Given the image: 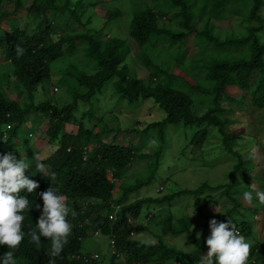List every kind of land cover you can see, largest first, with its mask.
I'll return each instance as SVG.
<instances>
[{
    "label": "trees",
    "instance_id": "trees-1",
    "mask_svg": "<svg viewBox=\"0 0 264 264\" xmlns=\"http://www.w3.org/2000/svg\"><path fill=\"white\" fill-rule=\"evenodd\" d=\"M80 0H30L27 13L34 19L40 20L33 31L27 27H20L15 22L10 23L7 30L0 25V53L2 60L11 65L7 74L0 71V157L12 153L17 159L27 157L29 168L25 169V176L36 181L39 187L33 193L22 189L13 194L18 198L26 196L29 208L22 213L25 220L22 224L24 239L19 249L15 251L16 264H200L203 255L208 252L206 245L208 233L203 237L196 236L191 230V220L188 216L174 217L171 213L163 219L162 233L155 242L144 243L145 240L135 239V233L147 230L146 221L153 216L150 210L154 204L171 206V202L185 195H199L205 189H225L222 194L235 204L227 209L223 215L216 214L218 222L231 221L236 229L250 236L251 225L244 219L236 220L234 215L240 213L242 205L233 194L242 193V182L245 175L250 174L252 159L242 160L240 153L231 140L238 138L237 133L225 132L228 124L230 109L223 103L231 104L235 101L228 87H236L246 93L249 107L260 110L264 108V42L260 41L257 31L263 29L264 18L259 11L264 0H150L139 10L133 11L129 22L128 34L140 46L147 49L160 47L183 68L182 74L170 75L149 59L147 52H142L140 58L148 68L147 80L127 71L123 64L129 54V47L116 37H104L101 32H90L83 24L84 31L70 27L67 21L61 26L52 21L50 13L67 12L79 23V10L76 3ZM84 1V0H81ZM112 2L114 0H107ZM13 2L11 13H0V22L14 15L17 10L24 8L22 0H0V9L4 3ZM247 6V11L241 9ZM166 10H173L167 19L175 26L169 28L164 25ZM108 15V20L115 14ZM223 13H231L251 20L257 25H249L245 35H227L223 38L212 33L210 19H218ZM4 20V21H5ZM3 21V22H4ZM198 24V26H197ZM45 25L44 28H41ZM106 26V21L103 23ZM52 34H58L51 39ZM193 34L192 43L196 45L198 55L185 57L183 47L187 38ZM50 35V37H49ZM19 44L26 49L25 55L17 59L15 48ZM163 45V46H161ZM83 51L84 55L93 62V73L71 66L63 70L64 77L59 79L69 91H72V79L86 89L84 93L72 92V101L59 105L46 98L36 102L34 92L38 85L43 84L51 76V63L65 56H73ZM187 66H186V65ZM71 65V64H70ZM196 69V72H195ZM114 79V80H113ZM112 81L113 92L120 100L136 102L139 99H153L154 103L165 112L163 119L149 123L142 131H155L156 143L151 153H140L132 144L120 145L105 142L104 132H93L88 129L82 119L75 115L77 101H88L100 93L105 84ZM8 92L15 89L22 96V100L10 97ZM198 93L199 97H196ZM200 100L203 106L201 113L193 111V103ZM239 102V101H238ZM92 108V107H91ZM42 112L48 118V125L42 136L52 150L44 159L36 156L38 150L31 145L30 135H25L21 144H17L21 129L24 128L30 113ZM89 115H93L92 112ZM77 122L76 133L64 130L65 124ZM38 122L33 123L36 128ZM168 124L194 126L195 131L187 140L185 146L200 149L205 142L208 129L212 126L221 136L222 149L233 155L236 162L228 173L229 182L219 185L202 183L195 189L180 188L161 197H143L127 202V197L151 183L157 172L162 151L165 144V128ZM35 130V129H34ZM102 130V129H101ZM41 135V134H40ZM20 145L25 147L26 153L21 152ZM137 158L148 159L144 168V177L126 183V172L130 164ZM42 162L47 165L45 174L37 172L36 164ZM55 173L53 177L51 173ZM120 180L119 193L113 196L116 181ZM243 180L242 182H240ZM264 185V173H263ZM54 187L57 194L70 201L67 220L71 225L68 243L58 257H52L51 242L41 237L39 244L32 242L28 234L37 228V222L42 215L43 200L40 193ZM163 190V186H160ZM202 201L204 200L201 199ZM39 205V209L35 207ZM173 205V204H172ZM146 208L142 223H136L143 209ZM169 212V210L167 211ZM150 217L146 219V217ZM133 221L128 222V218ZM209 225L208 216H205ZM142 224V225H138ZM108 238V244L113 241L115 252L108 257L82 251V240L88 234H97ZM184 237L191 244L189 251L168 246L163 236ZM8 249L0 245V258ZM88 257L85 261L82 256ZM122 260V261H121ZM215 261V257L213 258ZM249 264H264V249L260 245H252L248 257ZM2 264V259H0Z\"/></svg>",
    "mask_w": 264,
    "mask_h": 264
},
{
    "label": "rangeland",
    "instance_id": "rangeland-1",
    "mask_svg": "<svg viewBox=\"0 0 264 264\" xmlns=\"http://www.w3.org/2000/svg\"><path fill=\"white\" fill-rule=\"evenodd\" d=\"M22 1L24 8L17 10L14 15L8 17L6 20H1L0 25L4 30H7L10 26L9 24L12 22H15L20 27H27L28 32L33 31L39 24L40 20L34 19L27 13V6L30 0ZM146 2L150 3V0H114L112 2H108L107 0H80L76 3L77 8L83 11L79 15L81 20L79 23L75 22L74 17L68 16L67 12L59 14L51 12L50 17H52L54 23L61 26L60 28H64L62 25L68 21L70 27L81 31L85 30L81 25L83 24L90 32L98 31L101 32L103 37L105 35V37H116L123 40L130 51L123 64L126 65L128 72L134 73L144 80H147L148 68L140 58L142 52H147L152 63L166 70L168 74L182 75L186 80H190L187 75H183L181 72L185 67L183 66L182 68L180 66L179 68L175 59L168 53L167 47H165L164 52L158 50L163 49V47L156 46L154 48L148 47L147 49L146 46L138 45L129 36L128 27L132 12L146 5ZM13 8V2L4 3L0 9V13L2 11L11 13ZM241 9L247 11L249 7L242 6ZM109 11L110 13L113 11L112 14L115 15L108 20ZM172 13L173 10H166L163 20L164 25L169 28L175 26L171 21L167 20ZM259 13L264 18V5ZM105 21L106 26L103 25ZM210 22L213 25L212 33L221 38L227 35H245L247 33L246 28L249 25H257V23L251 20L231 13H223L217 20L210 19ZM44 27L45 25L41 26V28ZM257 35L260 41L264 42V27L257 31ZM57 36L58 34H52L51 37L49 35L51 39ZM192 37L193 34L187 38L186 44L183 47L186 53L185 57L187 58L199 54L196 45L192 43ZM93 63L94 61L90 62V59L84 55L83 51L54 61L51 63L50 78L37 86L34 92V100L39 102L50 98L53 103H58L59 105L71 102L73 91L84 93L86 89L80 87L72 79L71 85L74 87H72L73 89L70 92L63 83L59 82V79L64 77L63 70L70 66L69 69L71 71V66L73 65L78 69L93 73ZM10 70L11 65L2 60L0 53V71L5 75ZM2 87L11 98L14 97L15 99L22 100V96L16 89L8 92L5 84ZM227 90L232 94L235 101L231 104L223 103V106L229 107V118L231 119V123L228 124L225 132L237 133L239 135L235 140H231L236 144L234 149L240 153L242 160L252 159L253 163L250 174L245 175L244 181H240H243V184H241L243 187L242 193L233 194L242 205L241 208H238L240 213L235 214L234 218L238 221L244 219L246 223L250 224L251 233L249 237H246L239 229L236 230L245 238V242L250 244V247L254 244L260 245L264 249V205H261L256 197V191H264L262 180L264 173V108L256 110L249 107L246 93L236 87H228ZM113 91L112 81H110L105 84L100 93L91 98L92 104L88 101L78 100L77 107L74 109L75 115L79 119H82L84 125L93 132H97V130L104 132L102 138L105 142L118 143L120 145L132 144L138 148L140 153H151L154 150L153 144L156 143V137L154 136L156 132L150 130L144 133L142 130L149 123L163 119L165 112L151 98L128 102L120 100L118 95L114 94ZM196 97H199L198 93ZM192 109L197 114L201 113L203 106L199 99L193 103ZM90 112L93 115H89ZM34 121L38 122L36 128H33ZM48 121L47 116L42 112L30 113L17 140V144L19 142L21 144L23 137L25 138V135H30L31 145L39 151L37 157L40 159H44L52 150L45 137L42 136L47 128ZM64 130L69 133H76L77 122L65 124ZM194 131V126H183L182 124H168L166 126V140L154 179L150 184L130 194L127 197V202L148 196L161 197L180 188L195 189L202 183L215 186L229 182L228 173L236 162V158L222 149L221 136L214 127L211 126L208 129V135L201 150L192 146H185V150H182V147ZM20 148L22 153L27 152L25 147L20 145ZM147 162H149L148 159L138 160L135 158L130 164L125 177H122V179L125 178L126 180L125 184L134 182V179L143 178ZM120 183H122L120 180L116 181L113 192L114 197L119 193L118 186ZM160 186H163L162 191H158ZM224 189V187L205 189L201 194L196 196L183 195L173 200L171 202L173 205L171 204V206L154 204L150 209L153 212V217L149 221H146V224L144 223L145 226L147 225V230L135 233L133 237L135 239L155 242L162 233L163 219L169 213L177 218L188 216L191 220L192 232L196 236L199 233L198 237L207 235L210 233L211 228L205 223V216H208L209 219H214L216 214L223 215L227 209L235 205L228 195L222 194ZM246 191L253 194L251 203L247 202L243 197V193ZM66 204L69 205L70 201H66ZM168 210L169 212H167ZM146 212V208L142 210L136 223H142ZM163 240L166 245L177 249L189 251L192 248L183 234L179 236L165 235L163 236ZM82 251L84 253H97L108 257L111 248L108 244V238L99 234H88L82 240ZM249 263L250 261L247 260V264Z\"/></svg>",
    "mask_w": 264,
    "mask_h": 264
},
{
    "label": "clouds",
    "instance_id": "clouds-1",
    "mask_svg": "<svg viewBox=\"0 0 264 264\" xmlns=\"http://www.w3.org/2000/svg\"><path fill=\"white\" fill-rule=\"evenodd\" d=\"M26 49L17 44L15 53L17 59L25 55ZM37 154L33 157L36 158ZM24 159H17L12 153H6L0 157V245H6L11 251H7L2 259V264H16L15 251L19 249L24 239L22 224L25 216L22 214L29 208V199L26 196L17 197L13 194L26 189L33 193L39 184L25 176V169L30 165ZM37 172L45 174L47 165L42 162L36 164ZM54 177L55 173H51ZM43 200L42 215L37 222V228L31 229L29 235L31 241L40 243L41 237L51 242L52 257H58L64 246L68 243L71 234V225L67 220L69 207L65 197L57 194L54 187L40 193ZM244 199L251 203L252 192H244ZM256 197L261 205H264V191H256ZM39 209V205H35ZM211 235L206 240L208 252L203 255L200 264H247L250 254V244L236 230V226L227 222H218L216 219L209 221ZM231 228V230H229ZM200 235L199 233L197 234ZM144 243H151L145 241ZM111 252V251H110ZM215 257V261L213 258ZM49 264H54L50 260Z\"/></svg>",
    "mask_w": 264,
    "mask_h": 264
},
{
    "label": "built area",
    "instance_id": "built-area-1",
    "mask_svg": "<svg viewBox=\"0 0 264 264\" xmlns=\"http://www.w3.org/2000/svg\"><path fill=\"white\" fill-rule=\"evenodd\" d=\"M159 189H161V187H159ZM150 217L148 216V217H146V219H149ZM133 220L129 217L128 218V222H132ZM97 234V233H96ZM110 248H111V252L112 253H114L115 252V248H114V246H113V241H111V244H110ZM97 253H94L93 255H92V258H96L97 257ZM82 259L83 260H85V261H87L88 260V257H86L85 255H83L82 256Z\"/></svg>",
    "mask_w": 264,
    "mask_h": 264
}]
</instances>
